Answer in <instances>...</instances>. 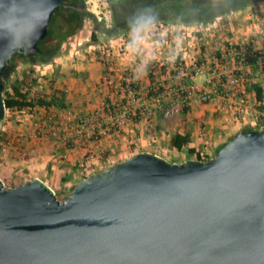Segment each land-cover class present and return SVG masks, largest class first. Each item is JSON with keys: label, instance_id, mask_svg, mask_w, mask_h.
I'll return each mask as SVG.
<instances>
[{"label": "water", "instance_id": "95a60500", "mask_svg": "<svg viewBox=\"0 0 264 264\" xmlns=\"http://www.w3.org/2000/svg\"><path fill=\"white\" fill-rule=\"evenodd\" d=\"M63 0H0V128L10 60L43 53ZM0 264H264V127L208 160L141 151L60 200L39 177H0Z\"/></svg>", "mask_w": 264, "mask_h": 264}, {"label": "rangeland", "instance_id": "374dc122", "mask_svg": "<svg viewBox=\"0 0 264 264\" xmlns=\"http://www.w3.org/2000/svg\"><path fill=\"white\" fill-rule=\"evenodd\" d=\"M84 2L86 9L96 15V22L92 19L86 18L83 21L82 28L74 36L67 39L68 45L66 50L68 52L70 50H73V52L79 51V54L74 56H82V58L80 59L81 61H83V56L85 60L93 58L91 61H104L103 53L111 55V51L113 50V48L107 45L104 46L102 41L108 37L113 36L104 35L101 28H113V5L110 3V0H84ZM114 4L116 5L115 7L119 9H134L132 1L121 3L119 2V0H115ZM229 13L220 15L215 20L219 19L225 22V20L229 16ZM189 19L192 18L189 17ZM212 22L213 21L207 23H193L189 25L179 22H174L171 24L162 22L156 23L158 24V29H156L153 36L158 40H167L169 46H165L163 48L165 53H167V55L170 54L173 56H178L179 58H183L187 62V64L191 66L196 63L202 64L204 73L193 79L181 76L174 78L173 75H171L169 77H166L164 80H161L160 87H162L163 89L160 91V93L162 94L160 96V102L163 105L162 107H157L156 100L147 96L148 88L150 85L149 78L147 79V81H144L136 77L138 79L141 90L133 103H136L138 108L141 107L143 109L146 108L147 110H152L151 116L142 119L145 123L144 127H141L144 128L146 132L152 135H150L149 140L143 139L139 141V145H137V143L134 144V147H136V149L137 147H139L140 149L146 148L150 150L152 149L154 151H159L162 153V155L167 157L165 159L171 162H174L176 160L178 161L179 159H183L186 156H188L186 160L197 159V154H191L187 150L184 152V154H178L180 152L176 153L177 151L173 152V150L169 149V142L166 135H168L167 133H169L170 129H179L180 124L188 122L190 123V129H192V131H195L196 137H198L199 140L202 137L201 142L204 141V146L208 147L211 144L212 146H215L214 140L210 138L211 134H214L215 136L216 131L228 129L229 127L231 128L232 124H228V121L231 119H243L242 117L244 116V112L238 114L236 111V108L238 107L237 103H227L222 102L221 100L213 102H196L195 100L198 96L196 92L191 89V85H193L194 83H199L206 86V79L212 76L213 70L217 67L216 59H219L220 55L216 53V50H211L210 44L208 43V41L211 39L210 34L216 28L210 27V23ZM172 24H177L178 27L168 29L167 27ZM94 30H96L98 43L100 42L99 44L93 42L92 33ZM224 30L225 29L221 28L219 33L223 35ZM126 33H122V36H124V34ZM224 43L225 42H223V44ZM190 44H193L194 47H191ZM224 46L226 47V44L223 45V47ZM238 47L248 49L250 51L262 49L256 46L253 47V45L249 47ZM126 49H124L123 51H126ZM106 58L108 60L106 59L107 64L105 70L103 71L104 73L100 79V82L93 84V89L89 88L91 89V91L88 90L87 94L90 93V95L88 96V99H84L87 101L89 100V106H91L90 109L86 111L83 110V112L85 113L76 110L72 106V101L68 99L70 91L61 89L58 92V96L60 97L58 105L55 107H51L48 112L40 109L38 113L36 111L33 114H9L6 117L7 119L4 120L3 126H1L0 128V177L2 178L6 186L15 187L16 185L23 183L26 180L37 177V175L43 176L42 172L43 170H45V177L47 178H45L46 180L44 181H46V183L48 182L51 185L60 200L65 197L71 186L66 183L68 178L67 176L62 175V172L60 173L56 170L55 164L53 165L55 157H53V154L47 151V149L42 145L43 143H48V141L51 140L54 144L58 143L60 145L58 149H61L63 147L80 148L79 145H84V143H87L88 138H85L84 140L81 139L84 136V133L81 134V132L78 131H76L75 133L74 129L72 130V128L74 127L77 129L76 125L69 126L70 123H67L69 120L68 117L76 114V116L78 117L86 118L91 117L92 114H94V112H96L97 110L103 112L102 109L103 105L105 104L104 102H107L108 100L112 102V100L116 99L119 96V75L125 74V72L131 70L127 69L121 71L119 68L115 67L114 63L111 59H109V57ZM43 59L49 60L50 57L44 56ZM10 61V65L14 68V72H12L11 76L5 80L4 85L6 84V86L9 87L17 82V80L29 83L32 82V77L37 75V62L40 61V59H38L37 61V55H30L25 57L20 54H16ZM235 62L236 60L231 59L222 61V63L225 64L222 69L229 70L227 73L229 74V77L237 74L236 71L232 70ZM258 71L264 72V69L261 68L260 65L244 69L245 78L247 80L244 86V88L246 89L247 102L250 99L248 96V86L253 82H258V80L260 79V76L257 74ZM49 83L50 82L46 83L42 81L37 84V80L34 79L33 89L36 91L37 89H39L43 90L44 92H48L51 89ZM39 86L40 88H37ZM181 86H184L186 93L189 94V115L185 114V110H183L179 114H175L171 117H165L162 110L166 106H168L173 99H176L178 97V94H176L175 92L176 90H180ZM237 88L238 85H236V83L231 84L229 88V96L234 101L238 96ZM132 99V95L127 98V100ZM128 102L131 103L130 101ZM124 104L128 106L126 102H124ZM232 107L235 110L234 113H230V111H228L230 109H233ZM126 108L129 109V107ZM133 108L134 107H132V109ZM124 109L125 107L122 106L116 107V109L112 113V117H110V114H106L103 112L99 120L92 119L91 122L89 120V122L87 123L89 129L87 130V132H93L94 126H97L100 132V137L98 138V140L96 139L93 144L98 145L100 142H105L106 139L111 137L118 140V136H121L124 130H127L132 125V123H134L129 121L124 126L121 133L115 135L113 134V131L110 128L114 123L117 122V120L115 119L116 116H120ZM42 120H44V122H41ZM97 122H100V126L97 125ZM39 123H42L43 126L42 134L37 133V124ZM67 125L68 127H66ZM261 125H264V118L259 117L255 126L259 127ZM56 129L60 133L59 136H57V134H53ZM5 130H7L9 134H12L11 138L15 139L12 140L10 138V143L2 145V138L4 137V134H6ZM73 132L74 135L72 134ZM67 133L72 134L73 137L70 138ZM68 139L73 140V145L68 144ZM220 139L223 140L222 137H218L216 139V142L218 141V144L219 142H221ZM224 140H227V138H224ZM77 141L85 142L83 144H77ZM101 146L103 147V145ZM113 146L115 148V151L109 149L110 154L108 155L106 162H102L101 164L97 161H93V165H95L96 169H98L97 172H99L101 168L104 169L109 165L123 160L122 158L127 155L122 154V150L117 149L118 146L115 147V142ZM87 147L88 146H86V148ZM105 148L113 147L110 146ZM84 152H86V150H84ZM88 154V159L91 163V159H93L94 157L93 150H91V152ZM214 155H212L211 157H213ZM203 156L209 157V154L204 153ZM82 167L85 168L80 170L78 176L85 177V174L90 172L91 164L89 165V163H84L82 164Z\"/></svg>", "mask_w": 264, "mask_h": 264}, {"label": "crops", "instance_id": "0c3cea01", "mask_svg": "<svg viewBox=\"0 0 264 264\" xmlns=\"http://www.w3.org/2000/svg\"><path fill=\"white\" fill-rule=\"evenodd\" d=\"M174 27H178L177 24H172L167 28L169 29ZM210 27L216 28L210 34L211 39L208 41V43L210 44V49H214V51L216 50V53H218V55H220L221 48H223V45L225 44L247 47L253 45V47L256 46L258 48H262L264 51V0H257L242 9L231 11L225 22L217 19L210 23ZM221 28L225 29L223 35L219 33ZM156 29H158V24L152 23L151 28L146 32L140 33L136 37L135 41L133 39V33L131 30L128 33L124 34V36L120 35L116 37L106 38L102 41L103 45L112 47L113 50L111 51V55L103 53L104 61L98 62L91 61L93 58L85 60L84 56L83 61H81L80 59L82 58V56H74L78 55L79 51L73 52V50H70L68 52L66 50L68 45L66 39L63 42L59 52L56 55L50 57L49 60L43 59L44 56H37V61L38 59H40V61L37 62V75L39 74L44 79V82H50L49 86H51V89L48 92L54 93L59 92L61 89H66L67 91H70L68 99L72 101V106L80 112H83V110L86 111L90 109L91 106H89V100L87 101L84 99H88V96L90 95V93L87 94L88 90L91 91V89L89 88L93 89V84L100 82L108 60L106 57H109V59H111L114 63L115 67L119 68L121 71L131 69L135 72L136 77L147 81L149 72L148 66L153 56L156 55L155 51L158 47V39L153 36ZM223 42L225 43L223 44ZM99 43L97 42L96 44ZM124 49H126V51H123ZM257 74L260 76V79L256 83L262 87L264 93V72L258 71ZM248 87V96L250 99L247 104L243 106V119H231L228 121V124H232L231 128L229 127L228 129L216 131L215 136L214 134H211L210 138L214 140L215 146H212V144L208 147L204 146V141L201 142L202 137L199 140V138L196 137L195 131H192V129H190V123L185 122L180 124L179 129H170L169 133H167L168 135L165 134L169 142V149L173 150V152L177 151L176 153L180 152L178 154H184L186 149L184 151H179L171 146V138L177 131H191V146L196 147L201 152L202 156L204 155V153H206L209 154L208 158H211V156L214 155L221 143L227 141L238 131H240L244 126H253L255 128L264 127V125H261L259 127L255 126L259 117L264 118V111H260L258 109L257 97L255 91L251 88V84ZM228 111H230V113H234L235 110L233 108ZM187 114L189 115V113ZM144 123L145 122L143 120L132 123V125L127 130H124L121 136H118V140L111 137L106 139L105 142H100L101 144H92L91 150H93L94 157L93 159H91V163L89 159H86V162L83 161L84 158L82 156L85 153L84 150H87L88 148H86L88 144H85V141L76 142L77 144L84 143V145H79L80 148L63 147L61 149H58L60 145L58 143L54 144L51 140H49L48 143H43L42 146H44L47 151L53 154V157H55L53 165L55 164L56 170L60 173L62 172V175L67 176L68 180L66 181V183L68 185H72L75 184L78 180L84 178L78 176L80 170L85 168L82 167L83 162L85 164H91L90 172L86 173L85 176L98 171L95 165H93V161H97L101 164L102 162H106L108 155L110 154L109 149L115 151V148L113 146L114 142L115 147L118 146L117 149L122 150V154H127L122 159L130 156L134 152V150L137 152H152L159 154L164 158H167L159 151H154L152 149L150 150L146 148L140 149L139 147H137L136 149V147H134V144L137 143V145H139V141L143 139L149 140L150 135H152L146 132L144 128H141L144 127ZM218 137L223 138V140L220 139L221 142H219V144L218 141L216 142V139ZM224 138H227V140H224ZM81 139L84 140V137H82ZM101 145H103L104 148ZM110 146H112L113 148H105ZM96 151L98 152V154ZM186 158H188V156L174 162H183L186 160ZM101 170L102 168L100 169V171ZM42 175L43 176L37 175V177L41 178L42 180H46L45 178L47 177H45V170H43ZM47 184L49 183L47 182Z\"/></svg>", "mask_w": 264, "mask_h": 264}, {"label": "trees", "instance_id": "16d2710c", "mask_svg": "<svg viewBox=\"0 0 264 264\" xmlns=\"http://www.w3.org/2000/svg\"><path fill=\"white\" fill-rule=\"evenodd\" d=\"M129 1H132L134 5L133 10H128V8L119 9L115 7L116 6L114 4L115 0H110V3L113 5L114 24H113V28H101L103 30L102 32L104 35H110V36L112 35L114 37V36H120L122 35V33L129 32L132 29L134 23L141 17L151 18L152 23L162 22V23L171 24L174 22H179L188 25L193 23H207L214 21L220 15H225L231 11L242 9L257 0H119V2L121 3H126ZM189 17H191L192 19H189ZM86 18L92 19L95 22L97 19L96 15L93 12L86 9L84 0H63V4L59 6L53 14V17L48 26L47 36L39 42V47L42 49L43 53L37 56L52 57L56 55L61 49L63 42L69 37L74 36L82 28L83 21ZM92 39L93 42L95 43L98 42L96 30H94L92 33ZM251 61L254 62L255 60L251 58ZM154 69L155 68L153 67V65L149 64L148 78L150 84L152 81L155 80L156 77L153 73ZM12 72H14L13 67H12ZM11 74L9 76L4 77L3 83L5 82L6 79H8L11 76ZM121 78L122 76L119 75V79ZM34 79L37 80V84H39L44 80L38 74L32 77V82L30 83L17 80V82H15L9 87H7L5 84L4 101L6 106V116L4 120L7 119L6 117L9 114H20V115L30 114V113L33 114L36 111L38 113L40 109H43L45 110V112H48L51 109V107H55L58 105L60 101V97L58 96L59 93L44 92L43 90H39V89H37V91L34 90L33 89ZM37 88H40V86ZM251 88L255 91L258 102V109L260 111L261 110L264 111V93L262 87L256 82H253L251 84ZM162 89H163L162 87L159 88L156 86L150 87L149 85L147 96L155 97L159 95ZM125 98H122L123 102L127 101V99ZM105 104H106L104 106L105 112L108 109L112 111L116 108V103H113L110 100L105 102ZM141 109L143 108L139 107L136 109L135 112L136 115L138 116L136 121H134V123L142 120V118L139 117L141 116ZM184 110H185L184 112L185 114L189 113L188 107H185ZM100 118L101 116H99L98 119ZM4 120L2 121V126ZM44 120H42L41 122H44ZM97 123H98L97 125L100 126V122ZM75 124L76 122L73 123V125ZM42 127H43L42 123L37 124L38 134L43 133ZM244 128L253 129L255 127L244 126L242 129ZM93 129H94L93 132L99 131L98 130L99 128L97 126H94ZM110 129L113 131L114 135L119 134L116 132L117 128L114 125H112ZM5 131L6 134H4V137L2 138L3 139V141L1 142L2 145L6 143H10V138L12 137V134H9L7 130ZM93 132H90V136L87 137L88 148L83 155L84 156L83 161L89 158L88 153L91 152L92 149L91 145L96 141V139L98 140V138L100 137L99 135L97 137V133L94 134ZM235 135H233L227 141L221 143V145L217 148L214 154H216L220 150V148L223 147L230 139L235 137ZM83 137L85 139L86 135L84 134ZM11 139L13 140L15 138H11ZM191 143H192L191 131H184V132L177 131L172 136L170 142L171 146L179 151H184L186 149L190 153H196L197 159L199 160L205 161L209 159L208 157L202 156L201 152L196 147L191 146ZM68 144L73 145V141L68 142ZM136 152L137 151H134L131 155H133ZM74 185L75 184H72L70 186V190L73 188Z\"/></svg>", "mask_w": 264, "mask_h": 264}, {"label": "built area", "instance_id": "2783aa9c", "mask_svg": "<svg viewBox=\"0 0 264 264\" xmlns=\"http://www.w3.org/2000/svg\"><path fill=\"white\" fill-rule=\"evenodd\" d=\"M165 46H169L167 40H158V47L155 51L156 55L153 56L150 62V64H152L155 68L153 70V73L156 77L155 80L151 82L150 87L156 86L159 88L161 85L160 81L164 80L166 77H169L171 75H173L174 78L181 76L193 79L204 73L202 64L196 63L191 66L188 65L183 58H179L178 56H171L169 54L167 55V53H165L163 49ZM190 46L194 47L193 44H190ZM251 58H253L255 61H251ZM228 59L236 60L232 70L236 71L237 74H234L232 77H229V74H227L229 71L228 69H222V67L225 66L222 61H227ZM216 61L217 67L213 70L212 76L206 79V86L199 83H194L193 85H191V89L195 91L198 96L195 101L213 102L221 100L222 102L227 103L234 102L238 104V107L236 108L237 113L241 114L243 113V106L246 105L247 102L246 89L244 88L245 82L247 80L245 78L244 69L254 67L256 65H260L261 68L264 69V51L262 49L250 51L248 49L229 44L226 45V47L224 46L223 48H221L220 57L219 59H216ZM121 76L122 78L120 79V90H118L119 96L117 97V99L112 100L113 103H116V107H125L120 116H116L115 119L117 120V122L113 124L117 128V133H121L123 131L124 126L129 121H136L138 115H136L135 111L138 107L137 104L133 102L135 101V98L139 95V92L141 90L138 79L136 78L133 70H129ZM233 83H236V85H238V96L235 101L229 96V88L230 85ZM175 93L178 94V97L176 99H173L169 103V105L162 110L165 117H171L175 114H179L184 110L185 107H188L190 105L189 94L186 93L184 86H181L180 90H176ZM131 95L133 99L127 100L126 103L128 106H126L122 101V98L126 97L125 99H127ZM161 95L162 94L159 93V95L155 97H150L156 100L157 107L163 106L160 102ZM128 101H130L131 103H129ZM105 105L106 104L103 105L102 111L106 114H110V117H112V113L116 108L112 111L108 109L105 112ZM126 107H129V109ZM132 107L134 108L132 109ZM103 112L97 110L96 112H94V114H92L91 117L86 118L78 117L76 116V114H74L73 116L68 117L69 120L67 123H70L69 126H72L73 123L76 122L75 125L77 129L74 127L72 128V130L74 129L75 133L76 131L81 132V134L84 133L87 138L90 136V132H87V130L89 129L87 123L91 119L99 120L98 118L102 115ZM151 112V109H141V116L139 117L143 119L148 116H151ZM66 127H68V125ZM74 132L72 133L73 135ZM93 133H97V137L98 135L100 136L99 131ZM53 134H57V136H59L60 133L56 129ZM72 134H68L70 138L73 137ZM70 141L73 140L68 139V142Z\"/></svg>", "mask_w": 264, "mask_h": 264}, {"label": "clouds", "instance_id": "9594fccd", "mask_svg": "<svg viewBox=\"0 0 264 264\" xmlns=\"http://www.w3.org/2000/svg\"><path fill=\"white\" fill-rule=\"evenodd\" d=\"M152 20L151 18H139L134 25L132 26L133 39L136 40V37L143 32L148 31L151 28ZM146 68V65H145ZM146 73V71H145Z\"/></svg>", "mask_w": 264, "mask_h": 264}]
</instances>
